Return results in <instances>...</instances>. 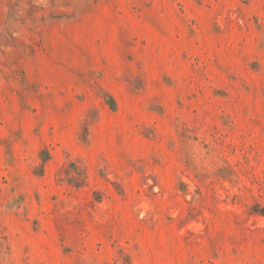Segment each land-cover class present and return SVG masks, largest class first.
<instances>
[{
	"label": "rangeland",
	"instance_id": "1",
	"mask_svg": "<svg viewBox=\"0 0 264 264\" xmlns=\"http://www.w3.org/2000/svg\"><path fill=\"white\" fill-rule=\"evenodd\" d=\"M0 264H264V0H0Z\"/></svg>",
	"mask_w": 264,
	"mask_h": 264
}]
</instances>
